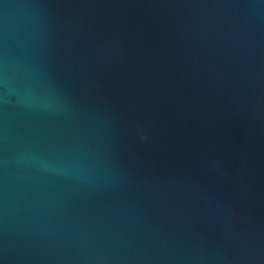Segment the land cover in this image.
<instances>
[{"label":"water","instance_id":"obj_1","mask_svg":"<svg viewBox=\"0 0 264 264\" xmlns=\"http://www.w3.org/2000/svg\"><path fill=\"white\" fill-rule=\"evenodd\" d=\"M0 264H264V0H0Z\"/></svg>","mask_w":264,"mask_h":264}]
</instances>
